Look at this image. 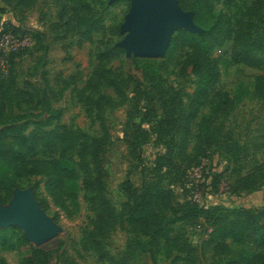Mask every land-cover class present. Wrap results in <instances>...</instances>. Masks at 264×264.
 Returning a JSON list of instances; mask_svg holds the SVG:
<instances>
[{
    "label": "rangeland",
    "instance_id": "rangeland-1",
    "mask_svg": "<svg viewBox=\"0 0 264 264\" xmlns=\"http://www.w3.org/2000/svg\"><path fill=\"white\" fill-rule=\"evenodd\" d=\"M255 1L219 0L203 16V27L193 23L198 33L218 21L230 23L234 30L249 28L253 37H260L264 8L251 10ZM132 2L2 4L0 24L18 26L29 37L13 54L10 72H0V108L19 116L15 125L28 123L22 134L3 138L17 165L26 171L12 175L16 188L3 207L10 205L17 191L32 196L55 234L39 245L31 242L49 252L51 264H227L241 254L249 256L248 264H258L253 255L262 249L248 239L227 238V248L216 252L218 239L208 226L220 212L264 207V96L255 91L256 79L264 77V69L236 63L231 55L233 41L225 40L208 54L218 74L196 103L188 131L160 124L159 102L147 112L146 102L135 93L140 66L160 64L165 90L181 93L179 124L192 110L188 95L196 90L199 77L180 70L190 48L177 47L167 53V47L159 57L134 54L129 32L122 29ZM178 29L184 28L175 27L171 38ZM101 97L109 98L111 104L101 102L107 134L99 153V174L92 142L104 136L97 118ZM201 124L213 135L212 143L209 157L192 167L199 155L196 143ZM34 128L46 140L38 141L36 147L22 139ZM51 131L61 137L51 140ZM182 136L185 144L181 148ZM131 142H138L140 160L133 155ZM99 180L117 214L112 228L100 236L102 251L108 254L101 260L89 241L99 222ZM126 182L135 189L143 183L154 185L169 194L170 207L161 212L168 221L167 234L157 244H148L150 252L135 247L141 236L125 221ZM191 202L204 208L205 221L196 219ZM0 228H10L7 237L11 242L22 234L27 237L20 225ZM24 254L21 249L0 245V264H22Z\"/></svg>",
    "mask_w": 264,
    "mask_h": 264
},
{
    "label": "trees",
    "instance_id": "trees-1",
    "mask_svg": "<svg viewBox=\"0 0 264 264\" xmlns=\"http://www.w3.org/2000/svg\"><path fill=\"white\" fill-rule=\"evenodd\" d=\"M34 0H0V13L4 11L5 5H26L32 3ZM219 0H178L179 6L186 11L193 12V22L200 27H203V16H206L213 3ZM264 8V0H256L254 7L251 10H261ZM258 15V14H255ZM0 31H11L13 34H25L24 30H20L18 26H8L0 24ZM231 39L233 41L231 55L236 63H242L249 66L264 69V30L260 37H253L249 28L234 30L230 23L220 24L218 21L214 22L203 33L191 32L185 29H178L172 36L167 53L175 50L177 47L190 48L191 52L186 55L180 67L183 73H194L199 77L198 86L196 90L188 95L192 99L191 112L183 118L182 123L179 124L181 117V93L174 90H165L161 75V65L154 63H143L140 66L141 80L135 85V93L141 96L149 107L147 112L154 110L156 101L162 109L163 116L160 124L170 126H180L182 133H186L189 129L190 121L194 117L196 103L206 94V90L215 81L217 77V67L211 62L208 54L216 47L221 46L225 40ZM13 54L8 56V72L11 69V59ZM117 83H114L115 89ZM255 91L264 96V77L258 76L256 79ZM167 95H169L167 97ZM106 100L111 104L109 98L101 97L97 105V118L100 121L101 130L104 134L102 138L94 139L92 142L93 154L92 158L97 172L100 174L101 168L99 164V153L102 144L106 141V127L104 119L101 114V102ZM19 116H11L6 114L0 108V206H5L11 199L14 189L16 188L15 181L12 175L21 176L26 174L24 168H21L15 162V155L4 143L3 138L9 136L11 133L22 134L26 131L28 123L17 126L14 124L15 119ZM48 122H44L46 125ZM50 139L54 140L59 136L56 132L51 131ZM210 130L205 124H201L197 132L196 150L199 153L193 164L199 166L202 159L209 157L207 150L212 143ZM24 142L30 141L35 147L38 141L46 140L38 136L36 128L29 131L27 136H22ZM185 144V137H181L180 147ZM133 155L140 160L141 155L138 148V142H131ZM188 174H186L187 176ZM124 189L129 194L128 201L124 206L123 215L126 223L139 236L136 246L142 251H151L148 244H157L158 239L167 234L166 224L167 220L161 214L162 211L167 210L170 206L169 194L154 185H147L143 183L142 188H131L130 183H124ZM96 201L98 203V217L99 222L95 229L89 234V241L93 248L99 252V259H106L107 252L102 251V242L100 236L106 233L114 225L117 214L108 200L103 195L100 180L97 183ZM190 207L196 212V219L205 221L207 213H205L202 206L191 202ZM214 221L208 226L211 228L210 233L218 239L214 249L216 252L225 250L227 248L224 240L232 238L235 241L248 239L252 241L256 248L262 250L256 251L253 259L258 264H264V207L256 210L246 208H233L220 212ZM10 228H0V245L7 249H21L25 252L22 264H51L50 254L47 250L35 246L24 234L11 242L7 237V232ZM249 256L241 254L235 259H230L227 264H248Z\"/></svg>",
    "mask_w": 264,
    "mask_h": 264
},
{
    "label": "water",
    "instance_id": "water-1",
    "mask_svg": "<svg viewBox=\"0 0 264 264\" xmlns=\"http://www.w3.org/2000/svg\"><path fill=\"white\" fill-rule=\"evenodd\" d=\"M175 27L191 32L199 29L193 13L181 10L176 0H133L122 29L129 32L130 48L137 56H162ZM22 226L27 238L37 245L55 234L30 194L15 192L8 207L0 206V225Z\"/></svg>",
    "mask_w": 264,
    "mask_h": 264
},
{
    "label": "built area",
    "instance_id": "built-area-1",
    "mask_svg": "<svg viewBox=\"0 0 264 264\" xmlns=\"http://www.w3.org/2000/svg\"><path fill=\"white\" fill-rule=\"evenodd\" d=\"M28 40L29 37L26 33L15 35L11 31H0V72L2 74L8 73V56L24 47ZM209 230L211 231V228Z\"/></svg>",
    "mask_w": 264,
    "mask_h": 264
}]
</instances>
